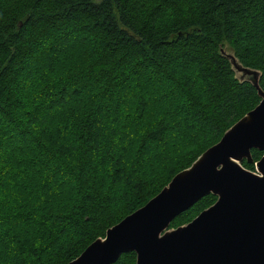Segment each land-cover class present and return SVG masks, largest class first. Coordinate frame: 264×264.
<instances>
[{"label": "trees", "instance_id": "trees-1", "mask_svg": "<svg viewBox=\"0 0 264 264\" xmlns=\"http://www.w3.org/2000/svg\"><path fill=\"white\" fill-rule=\"evenodd\" d=\"M226 47L264 91V0H0V264L75 260L253 110Z\"/></svg>", "mask_w": 264, "mask_h": 264}, {"label": "water", "instance_id": "water-1", "mask_svg": "<svg viewBox=\"0 0 264 264\" xmlns=\"http://www.w3.org/2000/svg\"><path fill=\"white\" fill-rule=\"evenodd\" d=\"M221 53L238 79L256 87L260 103L159 194L67 264H114L128 252L136 253V264H264V156L255 163L257 173L242 165L253 163V149L264 151L261 72L226 48ZM209 194L217 196L212 206L170 228Z\"/></svg>", "mask_w": 264, "mask_h": 264}, {"label": "rangeland", "instance_id": "rangeland-1", "mask_svg": "<svg viewBox=\"0 0 264 264\" xmlns=\"http://www.w3.org/2000/svg\"><path fill=\"white\" fill-rule=\"evenodd\" d=\"M226 50L229 51V52H231V50H230L228 47H226ZM252 171H253V172H256V173L258 172L257 169L252 170ZM216 197H217V196H216ZM182 225H184V224H182ZM178 227H179V226H178ZM171 228H177V227H171Z\"/></svg>", "mask_w": 264, "mask_h": 264}]
</instances>
